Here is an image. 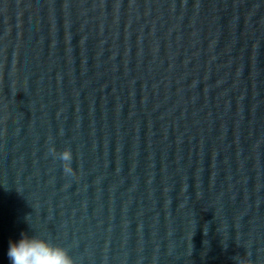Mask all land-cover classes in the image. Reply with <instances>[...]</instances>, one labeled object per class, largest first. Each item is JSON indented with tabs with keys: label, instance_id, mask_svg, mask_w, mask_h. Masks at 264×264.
I'll list each match as a JSON object with an SVG mask.
<instances>
[{
	"label": "water",
	"instance_id": "1",
	"mask_svg": "<svg viewBox=\"0 0 264 264\" xmlns=\"http://www.w3.org/2000/svg\"><path fill=\"white\" fill-rule=\"evenodd\" d=\"M22 233L264 264V0H0V264Z\"/></svg>",
	"mask_w": 264,
	"mask_h": 264
},
{
	"label": "clouds",
	"instance_id": "2",
	"mask_svg": "<svg viewBox=\"0 0 264 264\" xmlns=\"http://www.w3.org/2000/svg\"><path fill=\"white\" fill-rule=\"evenodd\" d=\"M65 163V172H71L70 151L56 154ZM8 257L11 264H75L74 258L63 246L56 245L41 235L22 233L18 242H10Z\"/></svg>",
	"mask_w": 264,
	"mask_h": 264
}]
</instances>
